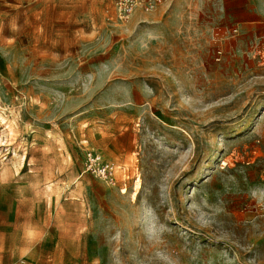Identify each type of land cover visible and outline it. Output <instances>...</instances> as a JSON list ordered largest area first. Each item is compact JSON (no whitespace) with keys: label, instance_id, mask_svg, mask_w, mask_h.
Here are the masks:
<instances>
[{"label":"rangeland","instance_id":"obj_1","mask_svg":"<svg viewBox=\"0 0 264 264\" xmlns=\"http://www.w3.org/2000/svg\"><path fill=\"white\" fill-rule=\"evenodd\" d=\"M263 49L264 0H0V264H264Z\"/></svg>","mask_w":264,"mask_h":264},{"label":"built area","instance_id":"obj_2","mask_svg":"<svg viewBox=\"0 0 264 264\" xmlns=\"http://www.w3.org/2000/svg\"><path fill=\"white\" fill-rule=\"evenodd\" d=\"M112 7L118 21L126 23L138 10L153 12L161 6L165 0H106ZM226 58L223 49H219L215 54V62L222 63ZM259 59L264 63V49L260 52ZM87 172L101 178L106 183H114L115 167L113 164L102 160V157L89 153L86 159Z\"/></svg>","mask_w":264,"mask_h":264}]
</instances>
